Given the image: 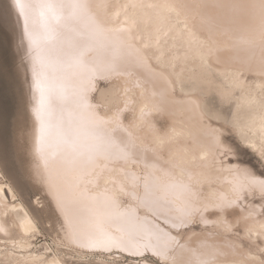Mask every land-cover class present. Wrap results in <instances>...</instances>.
Here are the masks:
<instances>
[{
  "label": "bare ground",
  "instance_id": "1",
  "mask_svg": "<svg viewBox=\"0 0 264 264\" xmlns=\"http://www.w3.org/2000/svg\"><path fill=\"white\" fill-rule=\"evenodd\" d=\"M10 3L32 67L17 138L63 254L30 249L0 167V264H264V178L226 138L264 162V0Z\"/></svg>",
  "mask_w": 264,
  "mask_h": 264
},
{
  "label": "rangeland",
  "instance_id": "2",
  "mask_svg": "<svg viewBox=\"0 0 264 264\" xmlns=\"http://www.w3.org/2000/svg\"><path fill=\"white\" fill-rule=\"evenodd\" d=\"M31 82L30 55L19 15L12 10L10 0H0V167L6 180L14 187L18 199L26 204L38 224L39 232L31 238L30 249L39 253L46 252L49 256L61 255L63 251H61L62 253L59 252L57 250L59 248L54 244V232L39 211L44 205V200L42 201L44 195L27 175L26 157L22 153L20 140L17 138V136L19 137L17 133H20L21 128L23 129L28 123L27 104L33 98ZM104 83L101 81L99 86H103ZM15 123L17 128L14 127ZM226 138L236 153L235 158L230 156V160L232 162L236 160L246 169L254 171L264 178V162L260 161L250 149L242 145L232 132H227ZM254 200L257 201V198L255 197ZM36 201H40L39 205L36 204ZM0 236V242L11 240L6 236ZM13 240H17V237L14 236ZM100 256L106 258L108 255L102 253ZM138 256H134L133 259L140 261L145 258L150 264H165L150 253ZM76 258L77 256L73 257V259ZM128 260V256L123 255L121 257V261L127 262Z\"/></svg>",
  "mask_w": 264,
  "mask_h": 264
}]
</instances>
